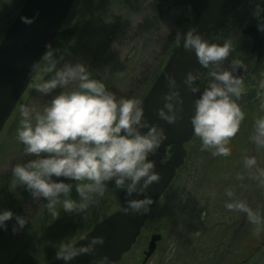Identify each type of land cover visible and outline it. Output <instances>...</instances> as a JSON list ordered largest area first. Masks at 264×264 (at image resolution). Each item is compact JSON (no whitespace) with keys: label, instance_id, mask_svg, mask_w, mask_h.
Wrapping results in <instances>:
<instances>
[{"label":"rangeland","instance_id":"374dc122","mask_svg":"<svg viewBox=\"0 0 264 264\" xmlns=\"http://www.w3.org/2000/svg\"><path fill=\"white\" fill-rule=\"evenodd\" d=\"M24 1L0 0V41ZM245 4L254 8L251 17L255 20L257 0H247ZM192 23L190 7L174 0H75L63 27L68 32L65 35L72 32L73 36L70 40L57 41L56 55L62 56L60 66L65 62L86 64L93 77L102 79L117 98H143L181 41L177 35L192 29ZM113 30L116 31L114 40L107 44L108 48L107 45L102 48L105 37ZM234 53L242 55V51ZM249 61V83L239 101L246 119L231 141L232 156L212 157L201 150L200 140L195 137L186 146L188 156L183 168L158 203L136 245L120 264H142L153 234H160L162 239L146 264H264V227L256 231L244 214L224 207L225 189L232 188L237 198L264 214V186L254 172L242 167L244 153L256 154L248 132L261 104L257 84L263 79L260 68L256 69L252 66L253 60ZM40 74L39 69L20 105L40 109L50 99L34 88L40 82ZM19 107L0 138V194L4 188L9 189L7 195L1 194L5 195L3 209H8L12 198L21 193L20 185L12 177L13 166L34 158L24 153L23 145L16 139L21 118ZM257 160L264 167V152L257 155ZM241 173L243 179H238ZM55 179L72 183L70 195L73 199L79 198L75 181ZM121 192L124 191H115L110 182L104 196L98 197L86 213L66 212L61 208L53 218L44 207L46 200L34 199L29 191L18 214L12 211L14 215L6 222L7 226L0 228V264H29L31 252L41 242L39 237L29 239L30 231L39 223L44 233L52 230L46 237L53 238V245L44 255L55 258L62 240L72 236L76 241L96 221L117 211L121 206ZM17 215L26 217L28 222L14 231Z\"/></svg>","mask_w":264,"mask_h":264},{"label":"clouds","instance_id":"9594fccd","mask_svg":"<svg viewBox=\"0 0 264 264\" xmlns=\"http://www.w3.org/2000/svg\"><path fill=\"white\" fill-rule=\"evenodd\" d=\"M254 15L258 30L264 31V0H257ZM22 19L31 23L27 17ZM177 36L186 50L195 52L200 67L207 70L203 76L199 71H189L184 78L191 92L200 93L190 117L193 135L199 138L201 150L212 157H231V141L246 119L239 102L246 88L242 76L236 74L238 69H244V63L230 59L234 48L231 39L210 43L195 29ZM61 59L48 46L41 60L32 66L34 73L41 70L40 82L34 88L50 99L40 109L23 104L19 107L21 118L16 139L23 145L24 153L34 158L14 165L12 177L34 199L46 200L44 207L53 218L61 208L66 212L86 213L98 197L104 196L110 182L115 191L123 190L128 197L121 212L147 213L152 198L132 197L134 193H145L152 182L161 178L149 156L157 153L167 138L164 128L144 117L142 98H117L102 79L93 77L86 64L65 62L60 66ZM226 62L230 68L225 67ZM165 81L168 91L163 94V107L157 109V114L173 124L182 118L183 99L175 77L166 74ZM257 97L261 104L248 132L256 154L244 153L242 167L254 172L264 186V167L257 160V155L264 152V79L257 84ZM60 177L76 182L78 199L70 195L73 184L55 179ZM237 178L243 179V173ZM225 196L227 210L244 214L256 231L264 227V214L259 208L254 209L237 198L232 188L225 189ZM13 215L11 210H0V228H5ZM15 219L14 231L28 222L24 216L17 215ZM103 243V236H93L86 244L68 237L59 243L56 259L68 264L78 255L94 253L96 246ZM92 264H113V260L105 255L94 259Z\"/></svg>","mask_w":264,"mask_h":264},{"label":"water","instance_id":"95a60500","mask_svg":"<svg viewBox=\"0 0 264 264\" xmlns=\"http://www.w3.org/2000/svg\"><path fill=\"white\" fill-rule=\"evenodd\" d=\"M75 0H26L14 22L10 25L0 42V138L18 108L22 99L28 92L37 73L32 66L41 60L42 55L53 46ZM188 3L195 12L193 29L202 38L210 43L213 39L210 32L217 35L227 21L230 12L242 0H175ZM22 17H27L31 23H26ZM244 33L251 37L253 50L258 52L260 59L264 55V31L257 26L247 28ZM115 30L108 36L112 41ZM225 67L230 68L229 62ZM196 54L193 50H186L181 41L173 50L165 66L155 79L143 100L144 117L150 123L163 127L167 138L159 146L157 153L151 154L149 159L154 161V171L160 173V180L152 182L145 193L133 194L132 198H143L145 195L152 198L147 213L121 212L127 206L124 192L120 193L121 206L114 213L100 220L92 229L83 235L78 242L86 244L93 236H103L104 243L97 245L94 253L81 254L69 261L68 264H92L94 259L107 255L113 264H119L123 256L129 253L147 221L151 218L154 208L163 194L167 191L176 177L178 170L183 166L187 157L186 145L194 139L190 117L193 114L194 100L199 92H191L184 84V78L189 71H200ZM172 74L183 99L181 119L173 124L162 120L157 109L163 107V94L168 91L165 75ZM237 75L246 79L245 67L238 69ZM141 131H147L142 129ZM172 148L171 152L168 149ZM142 183V181H141ZM85 238L84 240H82ZM160 234H153L146 251L143 263L146 264L154 255ZM45 264H65L63 260L53 259Z\"/></svg>","mask_w":264,"mask_h":264},{"label":"trees","instance_id":"16d2710c","mask_svg":"<svg viewBox=\"0 0 264 264\" xmlns=\"http://www.w3.org/2000/svg\"><path fill=\"white\" fill-rule=\"evenodd\" d=\"M247 20H250V18L249 17H247L245 14H244V16H243V19H242V21H240V23L239 24H241V23H243V22H246ZM232 25V26H231ZM235 26L237 27V25H234V24H230V25H228V27L225 29V31H224V40L225 39H231L232 40V43H233V45H234V48H233V51L230 53V58H236V59H243V55H240V56H238V54H235L234 52L237 50L236 48L237 47H241V48H245V47H248V44H249V41L247 40V38H245V37H243V36H239V34H237V32H236V29H235ZM227 34H232L229 38L227 37ZM73 36V33L71 32L70 34H68V35H65V33L63 32V33H61L60 35H59V38H58V40H70V38L69 37H72ZM57 40V41H58ZM57 43V42H56ZM56 43L54 44V46L52 47L53 49H55V46H56ZM215 43H222L221 42V38L219 37L217 40H216V42ZM171 54V53H170ZM170 56V55H169ZM204 71H205V73H206V69H204V68H201V70H200V73L202 74V76H203V73H204ZM16 183L18 184V181H16ZM11 187V186H10ZM20 187H21V193H20V195H16L15 197H13L12 198V200H11V204L8 206V209L9 210H11V211H15L16 210V213L15 214H18V208L21 206V204H22V200H23V197L25 196V195H27V193L29 192L27 189H26V187L24 186V185H20ZM12 190H13V188H11ZM2 191H4V192H2L1 194H3V193H5V195H7L8 193L7 192H9V189L8 188H4ZM0 194V210L2 209L3 210V207H2V202H3V197L5 196V195H1ZM153 217V216H152ZM152 219V218H151ZM97 222V221H96ZM95 222V223H96ZM94 223V224H95ZM148 223H149V221H148ZM147 223V224H148ZM93 224V225H94ZM76 225V224H75ZM92 225V226H93ZM35 226H37L38 228L37 229H35ZM91 226V227H92ZM31 227H32V225H31ZM91 227L90 228H88V229H86L85 230V233L86 232H88L90 229H91ZM76 228V227H75ZM144 231V230H143ZM31 232V236H32V238H31V236L29 237V239H37L38 237V239H40L41 240V242H39V246L38 247H36L32 252H31V254H30V257L28 258V261H29V264H44V263H46V262H48V261H50V260H52L54 257H52V256H48V257H45V253H47V249L49 248V247H51L52 245H53V238L52 239H50V237H46L47 236V234L48 233H50V232H52V230H46V232L44 233L41 229H40V223L39 224H35L33 227H32V230L30 231ZM84 233V234H85ZM53 234H55V233H53ZM84 234H82L81 235V237L84 235ZM57 237H62L63 236V234H55ZM81 237H78V239L79 238H81ZM77 238V237H76ZM78 239H76V240H78ZM75 240V239H74ZM127 255H129V254H126L125 256H124V258L127 256ZM30 259V260H29ZM124 260V259H123ZM122 260V261H123ZM121 261V262H122ZM141 264V263H140ZM142 264H143V262H142Z\"/></svg>","mask_w":264,"mask_h":264},{"label":"flooded vegetation","instance_id":"af4514ba","mask_svg":"<svg viewBox=\"0 0 264 264\" xmlns=\"http://www.w3.org/2000/svg\"><path fill=\"white\" fill-rule=\"evenodd\" d=\"M175 1V0H174ZM247 0H242L240 2V4L235 7L231 12L230 14L228 15V18H227V21L225 22V24L222 26V28L219 30V32L217 33V35L214 36L213 34V31L210 32V36L211 38L213 39V42L215 43L216 40L220 37L221 38V42L223 43L224 42V31L225 29L228 27V25L230 24H234V25H237V27L235 26V29H236V32L237 34H239V36H243L245 38H248L250 39V42L248 44V47H245V48H241V47H237V51H242V55H243V59H240L243 61L244 63V67H245V70H246V79L244 81V84H245V87L246 85L249 83V76H250V71H249V68H248V61L250 60L252 62L253 60V65L252 66H255L256 69H259L262 71L263 75H262V78L264 79V55L259 59L258 58V52L254 51L253 50V41L251 39L250 36L246 35L244 33V31L249 28V27H252V26H257V17H255L256 19L253 20L252 17H251V14L253 12V7L250 8L251 6L250 5H247L245 4ZM176 3H184L186 5H188L187 3L185 2H182V1H179V2H176ZM189 6V5H188ZM190 7V6H189ZM190 12H192V15H193V21H194V17H195V13L194 11L192 10V8L190 7ZM244 14L250 18V20H247L246 22H243L241 24L240 21H242L243 19V16ZM252 19V20H251ZM64 33H68L67 31H63ZM116 32V31H115ZM110 35L107 34V36L105 37L103 43H102V48L107 45L108 43L112 42V41H108V36ZM101 48V50H102ZM107 48H108V45H107ZM106 48V49H107ZM103 51V50H102ZM245 54V55H244ZM248 57V58H247ZM231 59V58H230ZM249 61V62H250ZM227 63V62H226Z\"/></svg>","mask_w":264,"mask_h":264}]
</instances>
